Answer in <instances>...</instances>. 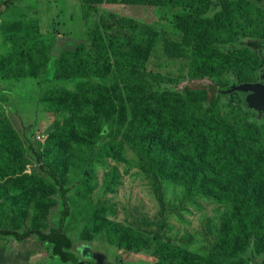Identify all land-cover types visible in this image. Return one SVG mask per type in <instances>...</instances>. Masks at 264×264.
<instances>
[{"label":"rangeland","instance_id":"obj_1","mask_svg":"<svg viewBox=\"0 0 264 264\" xmlns=\"http://www.w3.org/2000/svg\"><path fill=\"white\" fill-rule=\"evenodd\" d=\"M158 1V4L149 1L136 4L130 0H14L9 10L0 14V134L8 137L11 152H18L24 141L26 148L28 141L33 150L43 153L56 123H61L73 110L94 111L97 107L103 111L107 107L100 94L91 99L94 92H84L88 80L69 71L61 73L67 63H72L74 69L104 74L103 84L110 87L117 80L115 69L131 53H137L134 66L139 77L144 71L157 75L154 81L148 77L143 80L148 91L143 97L150 104L152 95L157 93L158 106L166 99L167 102L175 99L180 108L198 104L202 110L210 109L211 105L200 96L201 90L190 99L183 91L186 79L191 76L194 51L210 48L215 56L234 53L241 60V74L219 69L216 76L210 77L211 83L198 82L195 86L207 88L208 99L220 96L215 106L224 108V114L230 112L237 119L248 114L245 124L257 119L264 124V110L248 104L251 95L257 94L248 87H264V38H259L264 34V11L254 16L246 10L244 20H239L236 12L227 7L229 0H188L189 13L185 12L183 2L170 8L163 0ZM226 10L232 13L233 25L241 23L250 33L232 29L228 34L223 32L221 39H198L200 49L197 41L186 38L201 22H213L216 27L220 14ZM169 14L175 15L174 29L166 24ZM144 49L146 54L139 59L138 52L144 55ZM90 60L96 63L91 64ZM31 68L37 71L33 73ZM114 100L126 108L139 103L136 99L120 98L118 91ZM239 100H244L248 109L242 107L238 114H233L232 107ZM250 108L259 118L254 120ZM196 115L202 114L198 111ZM116 141L119 144L112 148L111 157L98 158L88 177L78 178L76 171L71 170L64 180L69 206L65 230L75 240L73 252L78 260L96 264H177L174 257L170 260L171 250L165 249L168 244L189 252L192 257L188 264H223L209 259V250L227 222L230 206L167 179L158 181V193L155 184L140 170L139 161L124 137ZM74 148L67 155L72 167L76 165ZM35 168L34 164H28L23 173L29 175ZM4 181L0 180L2 189L6 188ZM39 189L52 192L53 187L42 181ZM159 198L164 206H159L162 204ZM49 205L52 204L41 203L38 208ZM32 209L31 204L13 221L0 213V229L28 228ZM161 211L165 212L163 216ZM102 218L110 222V234L92 231ZM119 228H124L126 234L119 233ZM157 231L162 234V244L156 254L138 250L143 245V236ZM114 238L120 245L112 244ZM4 242L9 246L12 240L0 236V246ZM9 247L11 251L16 248ZM25 250L35 256L39 254L28 264L49 261L48 256L47 260L41 257L46 252L40 243ZM196 257L202 259L197 261ZM230 264H264V250L254 247Z\"/></svg>","mask_w":264,"mask_h":264},{"label":"trees","instance_id":"obj_2","mask_svg":"<svg viewBox=\"0 0 264 264\" xmlns=\"http://www.w3.org/2000/svg\"><path fill=\"white\" fill-rule=\"evenodd\" d=\"M145 1L157 4L159 2L130 0L131 3ZM179 1L185 4V12L189 13L191 8L188 0L161 2L171 8ZM252 1L229 0L227 7L236 12L239 20H244L246 10H250L254 16L264 11V0ZM14 3V0L0 2V14L7 12ZM230 10L220 14L216 27H213V22H201L191 29L186 38L197 41L199 48L198 39H221L223 32L228 34L232 29L249 34L250 32L243 29V24L233 25ZM168 18L169 23L166 24L174 29L175 15L169 14ZM259 38H264V34L261 33ZM262 45L260 42L259 46ZM144 52V55L138 52L139 59L141 55L142 58L145 56V49ZM215 54L210 48L196 49L191 60V76L183 86L187 99L195 95L197 90H201L200 96L209 101L203 102L211 105L206 110H202L198 104L180 108L175 99L172 102H167L166 99L158 106L157 93L152 95L153 104H150L143 97L148 92L143 80L148 77L154 81L157 75L152 71H144L140 77L137 75L138 71L134 66L137 53H131L115 69L114 77L117 80L114 79L110 87L103 84L104 74L74 69L72 63H67V68L61 73L69 71L88 80L89 86L84 92H94L91 99H96V95L100 94L102 99H106L104 102L107 107L103 111L97 107L94 111L87 108L73 110L61 123H56L51 133L52 138L46 141V150L43 153L33 150L28 141L26 148L23 147L24 141L18 152H11L8 137L0 134V180L5 179L6 186L5 189L0 187V213H5L6 218L13 221L20 217L21 211H26L33 205L28 228L9 226L7 229H0V236L9 237L17 243L32 236L46 252L45 256L49 259L46 264H78L79 260L73 252L75 240L65 230L69 206L64 180L71 170L76 171L78 178L88 177L93 163L100 157H111L112 148L119 144L117 138L124 137L139 161L140 170L155 184L158 193V181L167 179L186 189L210 195L230 206L227 222L209 250V259L230 264L254 247L259 251L264 250V124L261 125L262 121L259 122V119V124H245L248 114L240 119L230 112L224 114V108L215 106L220 96L208 99L205 92L207 88L195 86L198 82L211 83V78L218 74L219 69L230 74L242 73L241 60L234 53ZM262 61L264 63L263 59ZM89 62L96 63L92 60ZM18 68L20 74L23 73L21 64ZM31 69L33 73L37 71L35 68ZM120 83L121 88L118 89ZM116 91L120 98L136 99L139 103L129 108L124 107L119 104L120 101L114 100ZM179 100L184 102L181 98ZM227 102L230 104L231 100L228 99ZM242 107L247 108L245 101L239 100L232 107V113L238 114ZM250 110L254 111L253 108ZM198 111L202 115H196ZM253 117L254 120L259 118L255 111ZM74 146L76 165L72 167L68 163L67 155ZM42 160L45 161L44 164H40ZM28 164H34L36 168L31 174L25 175L23 168ZM42 181L52 185V192L39 189ZM41 203L52 205L39 209L38 205ZM162 205L164 206L163 202L159 203L160 207ZM164 213L161 211L162 216ZM159 228L162 229L163 226ZM92 231H105L110 234V222L102 218ZM117 231L126 234L124 228ZM114 232L111 231V235ZM142 239L143 245L138 250L146 254H156L162 244L160 231L146 234ZM111 242L120 245L116 238ZM165 249L171 250L170 260L173 261L174 257L177 264H188L192 257L189 252L168 244ZM201 259L196 257L197 261ZM83 264L91 263L84 261Z\"/></svg>","mask_w":264,"mask_h":264},{"label":"crops","instance_id":"obj_3","mask_svg":"<svg viewBox=\"0 0 264 264\" xmlns=\"http://www.w3.org/2000/svg\"><path fill=\"white\" fill-rule=\"evenodd\" d=\"M35 243H37L36 240L34 238L33 240H31L30 237L27 238V240L18 243L12 240V243L10 245H14V247H16L13 248V251L10 250V245L7 246L6 242L2 243V245L0 246V264H28L29 260L35 255L34 253H30L25 249L29 245H33ZM38 244L39 243H37V245ZM35 257H39V254H36ZM41 257L46 258V256L43 255Z\"/></svg>","mask_w":264,"mask_h":264},{"label":"water","instance_id":"obj_4","mask_svg":"<svg viewBox=\"0 0 264 264\" xmlns=\"http://www.w3.org/2000/svg\"><path fill=\"white\" fill-rule=\"evenodd\" d=\"M261 87V86H260ZM249 89H252V91L257 92V94H252L250 97V101L248 100L249 106L254 107H261L264 110V87L261 89L256 86H250ZM78 264H83V262L79 261Z\"/></svg>","mask_w":264,"mask_h":264},{"label":"flooded vegetation","instance_id":"obj_5","mask_svg":"<svg viewBox=\"0 0 264 264\" xmlns=\"http://www.w3.org/2000/svg\"><path fill=\"white\" fill-rule=\"evenodd\" d=\"M87 262H89V263H91V264H96V263H93V262H90V261H87Z\"/></svg>","mask_w":264,"mask_h":264}]
</instances>
